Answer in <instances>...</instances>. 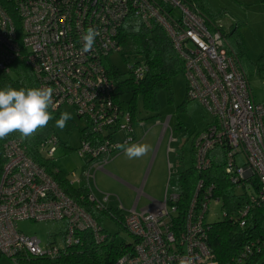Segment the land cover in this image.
<instances>
[{"label": "built area", "instance_id": "2783aa9c", "mask_svg": "<svg viewBox=\"0 0 264 264\" xmlns=\"http://www.w3.org/2000/svg\"><path fill=\"white\" fill-rule=\"evenodd\" d=\"M13 14L18 18V28ZM133 19L146 27L157 23L165 30L183 60L188 97L196 99L211 115L210 122L193 140L197 169H209L220 157L215 150L225 149L226 177L238 188L251 185L252 178H256L258 190L249 199L250 206L264 207V102L255 101L247 73L227 51L229 45L221 24L210 28L205 14L184 0H0V69L8 71L12 61L20 57L32 69L37 87L54 89V111L68 105L87 120L94 132L125 131L126 138L121 142L107 139L94 145L81 140L78 154L91 159V163L79 175L67 174L68 185H85L88 200L100 211L109 194H104L102 200L95 198L90 167L103 169L120 150L115 145L135 139L127 126L129 111H121L113 100L114 83L104 62L121 50L120 28ZM88 27L98 29L100 35L91 51L82 52L81 37ZM134 74L141 77L143 68L136 67ZM169 119L170 115L164 127ZM58 142L51 135L39 146L46 158L54 155ZM238 155L244 157L242 164L236 161ZM212 190L203 179L197 183L189 213L182 221L176 216L178 193L170 188L163 202L153 207L137 211L133 206L122 220L123 227L137 241L114 264H180L182 257H191L192 264H218L207 245L204 225L208 204L214 200ZM118 208L123 209L121 205ZM194 213L196 217H192ZM21 220L62 224L43 248L36 236L17 228ZM245 222L241 219L239 225ZM88 230L96 241L106 238L90 213L64 191L52 173L25 153L19 140L3 142L0 254L13 263L26 256L54 258ZM250 252L251 247L245 245L241 257Z\"/></svg>", "mask_w": 264, "mask_h": 264}, {"label": "trees", "instance_id": "16d2710c", "mask_svg": "<svg viewBox=\"0 0 264 264\" xmlns=\"http://www.w3.org/2000/svg\"><path fill=\"white\" fill-rule=\"evenodd\" d=\"M184 2L204 13L207 25L210 28H213L218 23L221 24V31L228 39L229 34L222 22V12L208 11L199 0H184ZM13 16L18 28V18L14 14ZM231 39L232 37L228 41ZM232 40L233 42H228L227 51L236 57L245 72L250 70L252 73L264 76V52L256 60H249L246 57L243 43L238 36L235 35ZM118 42L121 44V50L118 53L124 59H128L129 54H131L130 52H124V47L130 49L132 53L141 54L143 58L142 61H137L129 66L126 78H122V74L117 67L106 62L111 54L104 61L106 62L107 75L114 83V89L112 90L113 100L118 104L121 111H129L130 119L127 122V126L131 128L129 133L134 137L132 128L135 124L141 122L137 118V98H141L143 109L146 112H157L156 93L160 88H169L172 76L177 72H182L183 60L178 55L165 30L157 23L146 27L138 20H127L120 28ZM138 66L143 68L141 77H137L134 74V69ZM8 85L17 89L21 87H37V80L32 69L20 57L12 61L8 71L0 69V89ZM126 92L131 93V98L128 101H123L121 96ZM185 98L190 100L187 92ZM123 103H126L125 108L122 107ZM49 111L52 110L49 109ZM62 112L61 109L52 111L53 119H59ZM53 119L49 121L46 127L38 129L33 136L27 139L21 140L20 133L15 132L4 139H0V145L9 139L19 140L25 153L38 162L39 165L45 167L49 173H52L53 178L58 181L64 191L90 213L99 229L106 234V238L102 241H96L92 231H84L80 233L78 242L65 245L61 249L60 254L54 258L26 256L21 257L14 264H114L120 255L133 249L137 240L128 232L133 238L132 241L116 243L114 237L102 227L101 222L108 215L123 226V211L118 206L105 207V205L100 211L96 210L94 207L95 203L87 198L89 193L85 185L69 186L67 183L68 175L53 169V156L46 158L39 146L48 137L54 135L59 141L58 145L62 144L64 149L67 150L72 149L60 141L51 124ZM73 126L74 122L69 120L67 126L63 129L70 131ZM114 128H116L115 125ZM114 132L113 129L105 133L94 132L87 120H85V127L80 129V141L84 139L97 145L107 139L113 140ZM197 133L194 134L191 142L190 164L179 170L174 176L169 174V180L166 185V190H169L170 182L173 178V184L178 193V199L175 202L178 208L176 216L182 221L186 214L189 213L196 185L203 179L204 185L213 187L210 192L211 197L214 200L218 199L223 210L222 219L212 223L205 222L204 224L207 245L215 255L218 264H264V207L250 206L251 202L249 200L257 193V179L252 178L251 185H243L241 188H238L237 184L231 183L225 175L224 165L227 151L223 148L215 150L219 152L220 157L213 160L209 169H197L193 147V140ZM212 155L210 154V156ZM90 163L91 159H86L82 168L88 167ZM251 187L253 188L252 191ZM237 190H240V192ZM248 190L250 191L248 192ZM192 217H196V213ZM241 219L246 220L243 226L239 225ZM54 233L52 232L50 236ZM245 245L251 247V252L241 257V252L245 250ZM239 259H241L240 262L238 261Z\"/></svg>", "mask_w": 264, "mask_h": 264}, {"label": "rangeland", "instance_id": "374dc122", "mask_svg": "<svg viewBox=\"0 0 264 264\" xmlns=\"http://www.w3.org/2000/svg\"><path fill=\"white\" fill-rule=\"evenodd\" d=\"M198 1V0H197ZM210 12H222V22L225 30L232 39L235 35L242 41L246 57L256 60L264 52V0H199ZM177 13L178 9H174ZM234 31V32H233ZM232 34V35H231ZM227 39V43L229 40ZM229 45V43H228ZM124 52H130L128 59H124L120 53H112L107 63L117 67L122 78L128 76V68L137 61H142V55L132 53L124 47ZM105 62V63H106ZM247 69V68H246ZM251 90L256 102H264V76H259L246 71ZM186 79L182 72H177L171 78L169 88H160L156 93L158 103L157 112H146L143 109L141 98H137V118L141 121L133 126L135 139L127 144L146 143L150 146L147 155L136 158L138 165L133 172L132 181L139 190L126 189L112 181H106L97 173L100 169L90 167V185L97 200H102L104 194H109L105 201V207L122 206L124 215H127L133 206L139 211L143 206L151 203L147 197L152 190L161 191L159 203L163 202L169 174L174 176L178 170L187 167L191 162L190 147L194 134L202 130L211 120V115L196 99H186ZM123 101L131 98V93L126 92L121 96ZM126 107V103L122 104ZM60 109L69 112L74 126L70 131L56 127V120L51 121L52 127L60 141L72 149H64L59 144L55 151L52 163L57 169L72 177L73 173L79 175L82 165L86 161L78 154L80 143V129L85 127V119L79 117L76 111L63 105ZM170 115L168 126L164 127L165 118ZM126 138L125 131L118 129L114 132L116 142ZM123 153L118 150L109 159L111 161L117 155ZM108 161V162H109ZM238 164L244 162V157H236ZM106 165V164H105ZM138 169V170H137ZM96 182V183H95ZM174 180L171 179L170 190L175 192ZM162 184V189H161ZM253 188L251 187V191ZM240 192V190H237ZM250 190H248L249 192ZM223 210L219 202L211 200L208 204L205 222L212 223L222 219ZM58 221H32L21 220L17 222V228L24 234L36 236L40 240L41 247H46L53 239L52 232H57L61 227ZM102 227L110 233L116 243L132 241V236L116 220L105 216L101 222ZM0 264H14L5 254H0Z\"/></svg>", "mask_w": 264, "mask_h": 264}, {"label": "clouds", "instance_id": "9594fccd", "mask_svg": "<svg viewBox=\"0 0 264 264\" xmlns=\"http://www.w3.org/2000/svg\"><path fill=\"white\" fill-rule=\"evenodd\" d=\"M100 35L98 29L88 27L82 35V52L92 50L95 38ZM52 87H30L19 89L11 85L0 89V139L9 134L19 132L21 140L33 136L38 129L46 127L53 119L52 111L57 107L53 100ZM51 109L52 111H49ZM72 119L69 112L60 114L56 127L63 129ZM116 148L123 150L129 158H140L148 154L150 146L146 143L117 144ZM180 264H192L191 257H182Z\"/></svg>", "mask_w": 264, "mask_h": 264}, {"label": "crops", "instance_id": "0c3cea01", "mask_svg": "<svg viewBox=\"0 0 264 264\" xmlns=\"http://www.w3.org/2000/svg\"><path fill=\"white\" fill-rule=\"evenodd\" d=\"M137 162L138 160L136 158L129 159L123 152L117 155L111 161L107 162L104 168L98 170L97 173H99L101 178L105 179L106 181L107 180L112 181L113 183L125 187L126 189L129 190L130 189L139 190L138 186L134 184V181H132V178L134 177L133 172L138 166L136 165ZM161 189H162V184H161ZM160 195H161V191H159L158 189H155L154 191L152 190V193L147 195L151 203L147 206H143L142 209L153 207L157 203H159L158 200L160 199L159 198Z\"/></svg>", "mask_w": 264, "mask_h": 264}]
</instances>
